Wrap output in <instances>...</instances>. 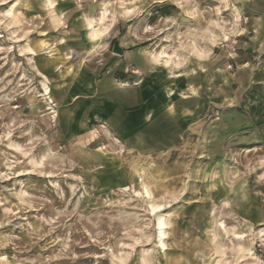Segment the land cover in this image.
<instances>
[{"label":"rangeland","instance_id":"rangeland-1","mask_svg":"<svg viewBox=\"0 0 264 264\" xmlns=\"http://www.w3.org/2000/svg\"><path fill=\"white\" fill-rule=\"evenodd\" d=\"M0 264H264V0H0Z\"/></svg>","mask_w":264,"mask_h":264},{"label":"bare ground","instance_id":"bare-ground-1","mask_svg":"<svg viewBox=\"0 0 264 264\" xmlns=\"http://www.w3.org/2000/svg\"><path fill=\"white\" fill-rule=\"evenodd\" d=\"M108 14V10L106 9L104 12H103V20L106 18ZM89 20V19H88ZM88 25L92 28V36L93 37H96L97 36V32L95 30V26L93 25V22L91 20H89L88 22ZM102 23V22H101ZM104 25V24H103ZM95 40V39H94ZM45 43V42H44ZM43 47V46H42ZM50 52V51H49ZM34 53V52H33ZM162 57H166L167 58V55H165L164 53H161V55L159 57L155 56L154 57V61L156 63H158V61L160 60L159 58H162ZM151 61V60H150ZM154 62V63H155ZM50 94V88L47 86L46 87V90H45V95H49ZM146 196L147 197H151V193L149 192V190H146ZM159 209V207H155V206H152V211L153 212H156L157 210ZM166 220L163 216L159 217V220H158V228H159V238H160V243L163 247H165V243L163 241L164 237H165V228H166Z\"/></svg>","mask_w":264,"mask_h":264},{"label":"crops","instance_id":"crops-1","mask_svg":"<svg viewBox=\"0 0 264 264\" xmlns=\"http://www.w3.org/2000/svg\"><path fill=\"white\" fill-rule=\"evenodd\" d=\"M93 25H94V19H93ZM100 38V37H99ZM98 40V39H97ZM97 40H94V41H97ZM90 41H93V40H90ZM151 60V61H150ZM155 61H154V59H151V58H148V60L146 61V64H148V66L150 65H154V64H157L156 62L154 63ZM126 85V84H125ZM107 89V90H110V92H113V91H115V89L116 88H119V89H123V85L121 86V85H119V84H117V83H115L114 81H112V82H110V81H108V82H106V83H104L103 84V89ZM136 89V88H135ZM109 93V92H108ZM127 94V93H126ZM129 94H132V95H134V96H131L132 97V100H135L136 102L133 104V106H135L136 108L138 107V110H140V106H141V103H140V101H139V92H138V89H136L135 91L133 90L131 93H129ZM127 96V95H126ZM135 98V99H134ZM128 100V99H127ZM134 102V101H133ZM120 104H126V106H127V104H130V103H127V102H124V103H120Z\"/></svg>","mask_w":264,"mask_h":264},{"label":"water","instance_id":"water-1","mask_svg":"<svg viewBox=\"0 0 264 264\" xmlns=\"http://www.w3.org/2000/svg\"><path fill=\"white\" fill-rule=\"evenodd\" d=\"M114 51L117 52V53H121L122 52V49H121V47L119 46L118 43H115V45H114Z\"/></svg>","mask_w":264,"mask_h":264}]
</instances>
